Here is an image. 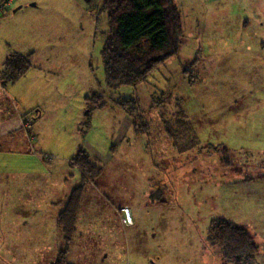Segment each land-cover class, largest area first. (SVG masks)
Here are the masks:
<instances>
[{"label": "rangeland", "instance_id": "rangeland-1", "mask_svg": "<svg viewBox=\"0 0 264 264\" xmlns=\"http://www.w3.org/2000/svg\"><path fill=\"white\" fill-rule=\"evenodd\" d=\"M3 2L0 75L13 53L32 66L16 83L0 78L17 100L0 107V264H53L66 248L71 264H227L208 239L217 217L243 225L264 264V0H173L177 53L116 89L101 57L102 0ZM121 97L137 100L146 126L131 125ZM10 135H26L27 156L8 151ZM80 149L102 167L83 185L71 164ZM75 188L67 242L56 222Z\"/></svg>", "mask_w": 264, "mask_h": 264}, {"label": "trees", "instance_id": "trees-1", "mask_svg": "<svg viewBox=\"0 0 264 264\" xmlns=\"http://www.w3.org/2000/svg\"><path fill=\"white\" fill-rule=\"evenodd\" d=\"M100 9L108 23L101 57L109 88L136 87L146 82L161 64L177 53L182 24L179 7L173 0H102ZM31 66L30 53H13L4 63L0 78L16 83ZM92 99L94 103L99 102L98 107L104 105L102 95L94 93ZM116 105L132 119L131 125L146 126L138 112L136 99L121 97ZM212 146L213 150L217 149ZM220 146L227 155L228 148ZM90 158L84 149H80L71 159L72 166L82 175V185L86 179H93L102 172L97 159ZM80 191V188L74 189L59 215L58 224L62 226L67 242L75 230ZM208 232L209 241L220 247L227 264H254L259 246L243 225L217 217L210 219ZM67 251V248L60 250L53 264H71L67 260Z\"/></svg>", "mask_w": 264, "mask_h": 264}, {"label": "crops", "instance_id": "crops-1", "mask_svg": "<svg viewBox=\"0 0 264 264\" xmlns=\"http://www.w3.org/2000/svg\"><path fill=\"white\" fill-rule=\"evenodd\" d=\"M13 1V0H12ZM37 2L38 1H36V2H32V6H36L37 5ZM24 6V4H23V1H21V7H23ZM20 8V7H19ZM18 8V9H19ZM56 8H57V6H56ZM16 11V10H15ZM7 12V11H6ZM6 12L3 14V17L1 18V19H3L4 17H5V15H6ZM0 19V20H1ZM22 50H24L23 48H22ZM11 100H13V102H15V101H17L16 99H12V98H10L9 96H8V94H7V92H6V90L4 89V85H2V88H0V107H2V106H6L7 107V109L9 110V108L11 107V106H8V103H9V101H11ZM12 102V101H11ZM13 104V103H12ZM38 110H40V109H38ZM37 112H39V111H36V113ZM18 123V125L19 126H21V124H20V122H17ZM8 124H9V121L7 120V119H3V124H2V128L3 127H7L8 126ZM21 128V127H20ZM1 131V130H0ZM0 135H2V134H0ZM6 139H7V141H10L11 142V145L14 147V149H8V151H15V152H19V153H24L23 155H26L27 156V153H29L28 151H29V142H28V140H27V138H26V135L24 136V137H19V138H16L15 140H14V137H12V135H10V136H8V137H5ZM12 141H16L15 143H12ZM18 141V142H17ZM17 145H18V147H17ZM36 146H38L39 147V141L37 142V144H36ZM31 154V153H30ZM32 155V154H31ZM33 156H35V155H33ZM35 157H38V156H35ZM40 158V157H39ZM40 160H43V159H41L40 158ZM123 207V206H122ZM121 207V208H122ZM16 208V207H15ZM28 208V207H27ZM14 222V217L11 219V222H10V224H12ZM56 224L59 226V224H58V222H56Z\"/></svg>", "mask_w": 264, "mask_h": 264}, {"label": "built area", "instance_id": "built-area-1", "mask_svg": "<svg viewBox=\"0 0 264 264\" xmlns=\"http://www.w3.org/2000/svg\"><path fill=\"white\" fill-rule=\"evenodd\" d=\"M12 1V0H9ZM9 4V2H3L0 3V15L3 14L4 12H6L7 10L5 9L7 7V5ZM22 126L27 130V132L29 131V123L27 119H22ZM121 212L123 213L122 216V221L124 224H131L132 223V216L130 213V209L128 207H124L121 209Z\"/></svg>", "mask_w": 264, "mask_h": 264}, {"label": "bare ground", "instance_id": "bare-ground-1", "mask_svg": "<svg viewBox=\"0 0 264 264\" xmlns=\"http://www.w3.org/2000/svg\"><path fill=\"white\" fill-rule=\"evenodd\" d=\"M24 119V118H23ZM25 119H27V117L25 118ZM23 129H24V127H23ZM127 225V224H126ZM131 225H133V223H131V224H128V226H131Z\"/></svg>", "mask_w": 264, "mask_h": 264}]
</instances>
